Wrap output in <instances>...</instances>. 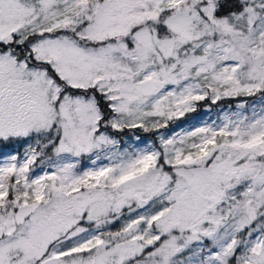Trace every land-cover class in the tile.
<instances>
[{
  "label": "snow or ice",
  "instance_id": "obj_1",
  "mask_svg": "<svg viewBox=\"0 0 264 264\" xmlns=\"http://www.w3.org/2000/svg\"><path fill=\"white\" fill-rule=\"evenodd\" d=\"M0 264H264V0H0Z\"/></svg>",
  "mask_w": 264,
  "mask_h": 264
},
{
  "label": "rangeland",
  "instance_id": "obj_2",
  "mask_svg": "<svg viewBox=\"0 0 264 264\" xmlns=\"http://www.w3.org/2000/svg\"><path fill=\"white\" fill-rule=\"evenodd\" d=\"M228 103H234L232 101H229ZM208 116H211L214 118L215 116V111H213L212 113H209L207 116L204 114L203 108H201L200 111H198V113L195 114H191L189 117H186L185 120H191L192 123H197L199 122L200 119H207ZM178 123H183V121H180ZM191 126V125H188ZM142 135H147V134H142Z\"/></svg>",
  "mask_w": 264,
  "mask_h": 264
}]
</instances>
